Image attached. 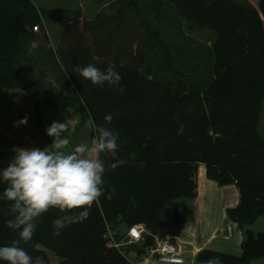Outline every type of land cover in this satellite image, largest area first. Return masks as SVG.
<instances>
[{
  "label": "trees",
  "instance_id": "obj_1",
  "mask_svg": "<svg viewBox=\"0 0 264 264\" xmlns=\"http://www.w3.org/2000/svg\"><path fill=\"white\" fill-rule=\"evenodd\" d=\"M126 1L116 0L112 4L117 6L114 15L98 16L82 28L95 31L110 28L107 24L111 23L105 39L95 36L85 45L76 33L78 23L67 25L63 42L67 41L70 49L63 47L62 64L57 52L48 47L42 19L58 10H42L34 0H0V90L19 89L28 94L35 104L37 133L45 138L41 104L77 110L84 122L92 121L93 137L97 126L109 128L119 136L117 158L125 161L105 172V195L87 209V217L57 225L62 216H75L84 209L64 213L50 209L37 219L32 239L22 242L21 247L33 264H132L125 247L115 246L125 237L114 232L112 240L106 237L109 231L122 224L128 231L142 225L148 234L159 236L166 211L176 208L181 199L196 198L198 170L204 165L209 180L237 187L239 204L227 213L245 232L241 255L204 250L197 256V264L209 260L253 264L264 258V232L255 234L251 229L264 216V138L258 131L264 103V0L258 3V13L233 0H161L151 8L144 0L149 17L154 13L158 20L150 17L147 22L140 17L139 0ZM162 1L176 7L178 19L163 17ZM129 8L150 32L152 48L167 60L166 67H158L160 72L142 67V61L133 62L123 46L122 41L128 39L125 35H130L127 30L133 28L125 13ZM168 20L176 35H167L158 26ZM183 21L215 35L206 48L207 76L199 58L190 51L185 58L186 50L175 44L174 39L183 34ZM118 32L121 36L117 37ZM32 42L41 43L36 45V53L46 52L43 59L56 60V66L61 67L63 73L55 79L57 87L47 82L45 71L36 77L23 70L22 61L29 63L34 57ZM95 62L102 71L115 65L122 76L119 84L101 87L79 81L74 67ZM173 64L180 68L178 72ZM109 114L113 119L107 124L104 118ZM181 124L184 131L178 134ZM14 154L0 151V169L7 167ZM100 158L106 166L115 162L106 153ZM4 187L0 183V196ZM9 219L8 202L0 200V246L19 238L17 231L7 227ZM57 228L60 235H53ZM141 245L133 248L140 255L146 254L148 249Z\"/></svg>",
  "mask_w": 264,
  "mask_h": 264
},
{
  "label": "clouds",
  "instance_id": "obj_2",
  "mask_svg": "<svg viewBox=\"0 0 264 264\" xmlns=\"http://www.w3.org/2000/svg\"><path fill=\"white\" fill-rule=\"evenodd\" d=\"M83 80L93 85H118L122 76L115 70V65H109L101 70L94 64L84 67L76 65L73 69ZM47 82L57 87L52 77ZM105 122L110 124L113 117L105 116ZM25 117L19 123L26 124ZM65 122L54 121L46 129V134L53 137L51 147L46 148H16L14 156L7 167L0 169V183L5 185L0 200L8 202V213L12 219L6 221L9 229L18 232L19 238L9 245L0 246V261L7 264H33L32 257L21 247L27 243L37 227V219L50 209L56 208L61 213L84 209L78 215H65L56 221L57 225L76 222L89 215L93 203L105 195L104 174L125 163L118 159L119 151L117 133L107 127L97 126L95 138L88 142L76 144L71 151V141L65 135ZM184 126L178 128V134H183ZM106 153L115 162L105 165L100 154ZM114 191V190H113ZM111 198V192L106 196ZM53 235H60L57 230ZM205 264H215L214 260Z\"/></svg>",
  "mask_w": 264,
  "mask_h": 264
},
{
  "label": "crops",
  "instance_id": "obj_3",
  "mask_svg": "<svg viewBox=\"0 0 264 264\" xmlns=\"http://www.w3.org/2000/svg\"><path fill=\"white\" fill-rule=\"evenodd\" d=\"M42 19L50 41L48 47L54 49L67 46V41L63 42V34H61L63 28L60 29L56 21L49 25L43 16ZM92 21L85 16H78L75 19H69L67 25L76 22L78 30H75L79 31L85 23ZM35 45L36 43L33 42V46ZM40 113L44 119L45 132L54 121L67 124V131L62 136L68 137L71 143L65 151H71L80 142L91 144L92 121L84 122L80 112H73L68 108L55 109L41 104ZM25 117L27 118L26 124L19 123ZM47 137L37 133L35 104L27 93L19 89L0 90V151L51 147L54 138L48 135ZM210 181L206 177L205 166L200 165L196 198L181 199L176 208H169L165 213V226L161 234L154 236V244L166 237L176 242L181 247L183 264H197V256L204 250L237 256L242 253L245 229L232 222L227 213L228 209L235 208L239 204L238 189L235 185L220 187L217 183H209ZM112 232L129 239L128 229L124 224L118 225ZM145 234H148L146 230ZM133 246L141 247L142 245L128 243L124 246L132 264H160L154 259L145 260L147 251L146 254L140 255Z\"/></svg>",
  "mask_w": 264,
  "mask_h": 264
},
{
  "label": "rangeland",
  "instance_id": "obj_4",
  "mask_svg": "<svg viewBox=\"0 0 264 264\" xmlns=\"http://www.w3.org/2000/svg\"><path fill=\"white\" fill-rule=\"evenodd\" d=\"M116 0H34L35 4L37 5L38 8L42 10H58L57 13L53 14H44L43 17L47 21L49 25H52V22H57L59 28H63L61 31V34H63L64 29L67 25V22L69 19H75L78 16H85L87 19L90 20H97L96 18L98 16H103V17H109L111 15H114L116 12L117 6L113 7L112 4ZM129 1V0H127ZM126 1V2H127ZM161 0H148V5L151 7H155L156 4L160 3ZM236 4H239L247 9L256 11L258 13V1L260 0H233ZM163 2V1H162ZM139 14L140 17L144 21L151 20L152 19L156 20V16L146 12L147 11V3L143 0H139ZM163 8V17H170L171 19L176 18L178 19V12L176 7L173 4L163 2L161 9ZM126 13V17L132 22L133 28L132 30H127V33L129 32L130 35H125V39L128 38L127 40H123V46L125 47L128 56H132V59L134 60L133 62H138L142 61V67H148L151 72H160L158 67L162 69L163 67H166V58L162 56V54L159 52L157 54V49L154 50L152 48V44L148 38L150 32L145 29L144 26H142L139 22V19L136 16V12L134 9H128ZM93 22V21H92ZM184 22V21H183ZM94 24V23H93ZM110 24L109 27H101V29H97L95 31H84L79 30L76 31L78 35L82 36L81 42L83 44H88L89 42L91 43V40L97 36L99 39H105L108 36V33L111 29V23H108L107 25ZM178 24V23H177ZM62 26V27H61ZM158 26L161 29H164L167 35H176V29L174 26L169 23L168 21H165L163 24H158ZM182 29V35L178 36L177 38L174 39L175 44L180 47L184 48L185 51V58L188 59L187 51H190L192 54L197 56L199 58L198 62L201 64V70L204 72L205 76L208 75V62L209 59L206 56L207 50L206 48L210 47L212 45V42L215 39V35L213 32L207 29H198L194 26L190 27V25L187 22L183 23V26L181 27ZM40 31V30H39ZM36 32V33H39ZM120 33L118 32L116 36L118 37ZM115 36V37H116ZM121 36V34H120ZM116 37V39H117ZM36 45L39 46L41 43L35 42ZM33 46V42L30 46L31 49V55L34 56L32 57L33 59L31 60L32 62L27 63V61L23 60L21 66L24 67L23 70L26 71L29 75L33 76H39L41 71H45L48 77H52L54 79H57L60 77V75L63 73L61 67L56 66V60L54 61L53 59L47 60L43 59L42 56L45 55L46 52H43L42 50H39V52H35L37 49V46ZM171 46V45H170ZM35 48V49H34ZM86 46H83L82 49H86ZM92 48V51H94V48ZM53 52H57V60H61L63 64V56H61L60 53L63 54V47L62 49L59 47L50 48ZM65 50H69L70 47L65 46ZM46 50V49H45ZM58 50L60 51L58 53ZM154 51V52H153ZM171 51L172 46H171ZM92 55L95 56L97 55L95 52H92ZM104 56V55H103ZM60 58V59H59ZM62 58V59H61ZM34 59H37L34 60ZM142 59V60H141ZM57 61V62H58ZM95 62L94 65H96ZM174 63V62H173ZM91 64V63H90ZM93 64V63H92ZM135 64V63H134ZM87 65V64H86ZM168 67V66H167ZM173 70L175 72H178L180 68H178L176 65L173 64L172 66ZM183 68V67H182ZM184 69V68H183ZM185 70V69H184ZM169 73H171V70H168ZM157 75V74H156ZM79 81L83 80L81 77L78 78ZM195 81V80H193ZM197 82V81H196ZM73 110V109H72ZM73 112H78L77 110H73ZM82 116V115H81ZM83 120V117H82ZM87 121V120H86ZM85 121V122H86ZM259 134L264 138V103H263V112H262V118L259 123L258 127ZM93 135L91 136L90 142L93 140ZM90 145V143H89ZM210 181V180H209ZM209 183H216L214 181H210ZM213 184V185H214ZM218 185V183H217ZM220 186V185H218ZM222 187V186H220ZM164 218H166L164 214ZM251 229L254 231L255 234L264 232V216L260 217L258 221L251 226ZM129 239L123 240V243H128ZM44 264V263H42ZM53 264V263H51ZM253 264H264V258L254 260Z\"/></svg>",
  "mask_w": 264,
  "mask_h": 264
},
{
  "label": "built area",
  "instance_id": "obj_5",
  "mask_svg": "<svg viewBox=\"0 0 264 264\" xmlns=\"http://www.w3.org/2000/svg\"><path fill=\"white\" fill-rule=\"evenodd\" d=\"M34 31L37 32L38 28L35 27ZM145 229L139 225L135 226L128 231L130 244L145 243ZM108 238L114 240L115 233L109 231ZM128 243H116L115 246L120 248ZM145 260L154 259L160 264H183L184 260L181 256V247L169 237L158 240L151 248H147Z\"/></svg>",
  "mask_w": 264,
  "mask_h": 264
},
{
  "label": "water",
  "instance_id": "obj_6",
  "mask_svg": "<svg viewBox=\"0 0 264 264\" xmlns=\"http://www.w3.org/2000/svg\"><path fill=\"white\" fill-rule=\"evenodd\" d=\"M154 240H155V237L151 234H148L146 237H145V243H144V246L146 248H151L153 245H154Z\"/></svg>",
  "mask_w": 264,
  "mask_h": 264
}]
</instances>
